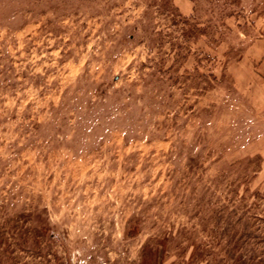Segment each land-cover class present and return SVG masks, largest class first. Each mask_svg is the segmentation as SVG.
Listing matches in <instances>:
<instances>
[{"label": "rangeland", "instance_id": "obj_1", "mask_svg": "<svg viewBox=\"0 0 264 264\" xmlns=\"http://www.w3.org/2000/svg\"><path fill=\"white\" fill-rule=\"evenodd\" d=\"M264 264V0H0V264Z\"/></svg>", "mask_w": 264, "mask_h": 264}, {"label": "trees", "instance_id": "obj_2", "mask_svg": "<svg viewBox=\"0 0 264 264\" xmlns=\"http://www.w3.org/2000/svg\"><path fill=\"white\" fill-rule=\"evenodd\" d=\"M144 251H146V255L144 256L143 264H151L152 261H154V258H156L155 250L148 247V245L144 248Z\"/></svg>", "mask_w": 264, "mask_h": 264}]
</instances>
